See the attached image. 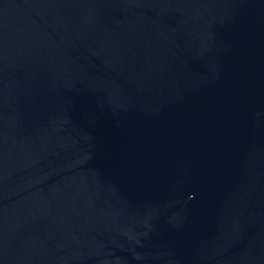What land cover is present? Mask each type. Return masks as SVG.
<instances>
[{"label": "water", "instance_id": "95a60500", "mask_svg": "<svg viewBox=\"0 0 264 264\" xmlns=\"http://www.w3.org/2000/svg\"><path fill=\"white\" fill-rule=\"evenodd\" d=\"M0 264H264V0H0Z\"/></svg>", "mask_w": 264, "mask_h": 264}]
</instances>
